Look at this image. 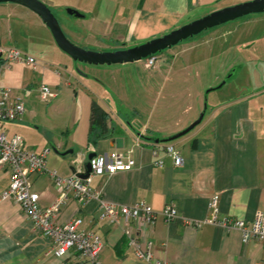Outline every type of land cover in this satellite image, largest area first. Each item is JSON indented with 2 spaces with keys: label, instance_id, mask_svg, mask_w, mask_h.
I'll use <instances>...</instances> for the list:
<instances>
[{
  "label": "crops",
  "instance_id": "obj_1",
  "mask_svg": "<svg viewBox=\"0 0 264 264\" xmlns=\"http://www.w3.org/2000/svg\"><path fill=\"white\" fill-rule=\"evenodd\" d=\"M215 1L103 0L101 5L94 6L92 0L83 4L44 0L50 7L73 8L81 12L84 15L81 22L64 20L67 36L86 47L99 49L103 46L101 51L118 50L121 48L119 43L125 45L121 49L131 47V44L160 36L176 28L199 5ZM14 4L0 5L2 20L4 10L20 14L15 22L6 18L7 27L21 35L26 19L43 36L42 43L36 45L33 42L35 52L43 54L44 45L54 51L60 49L56 48L49 29L36 13ZM204 46L207 53L212 52L211 40ZM0 47L24 52L17 46ZM186 48L185 52L188 51ZM174 52L166 62L165 75L157 84L154 95V102L164 100L159 109L122 105L124 96L114 87L110 90L109 100L101 92L103 82L92 80L94 84L83 87L88 94L83 98L87 107L82 109L79 119L73 121L69 130L60 132V136L54 133L48 141L43 134L47 129L44 125L31 130L27 122L35 119L26 107L19 120L5 125L6 132L20 135L25 146L34 151L45 147L53 149V146L60 152L72 149L73 154L65 156L53 150L48 154L47 169L57 171L60 176H69L76 168L83 171L91 151L107 158L112 151L132 150L135 165L131 169L118 170L111 175H91L90 186L117 206H131L143 201L151 207L156 218L151 226L143 229V236L153 244L154 260L167 264H264V240L252 239L243 243L237 229L224 230L208 223L195 228L184 223L187 219L206 218L209 215L208 200L216 193L221 216L250 222L257 211L264 212V94L215 96L202 122L185 136L170 142L183 158V163L176 166L163 151V144L154 143L152 138L171 136L196 120L204 106L202 88L205 85L203 80L192 85L188 73L193 65L191 59H183L179 51ZM56 56L61 54L56 53ZM157 61L150 68L142 62L144 69L152 72L148 76L150 83L160 74L161 66ZM170 80L174 83L166 88ZM92 100H96L109 116L108 131L95 144L88 141ZM154 145L159 147L155 154ZM158 159L162 160V166L154 164ZM8 182L9 174L1 168L0 194ZM31 191L40 194V204L44 207L60 193L48 173L33 176ZM166 205L176 208L175 220L164 218L162 212ZM100 213L97 200L81 205L70 198L61 207L57 220L66 222L79 217L83 229L100 235L103 242L100 264H147L133 256L127 242L126 231L137 233L135 221L119 217L111 223L101 218ZM50 247L51 240L33 228L31 220L16 202L0 200V264H80L78 255L72 251L64 258L47 256Z\"/></svg>",
  "mask_w": 264,
  "mask_h": 264
},
{
  "label": "rangeland",
  "instance_id": "obj_2",
  "mask_svg": "<svg viewBox=\"0 0 264 264\" xmlns=\"http://www.w3.org/2000/svg\"><path fill=\"white\" fill-rule=\"evenodd\" d=\"M41 1L44 2V0ZM60 1L63 0H59V3H62ZM68 1L83 4L91 0ZM92 1L94 6H99L103 0ZM243 1L247 0H216L209 5H199L177 27L214 10ZM4 4L15 5L9 2L0 3L2 6ZM46 5L48 6V4ZM48 7L57 18L66 36L64 20L81 22V18L68 15L66 8ZM12 12L14 13L6 10L1 12L3 20L0 19V45L6 47L17 46L27 55H33L35 68L26 64L12 63L8 70L0 73V81L3 85L12 88L18 95L28 92L27 99L24 98V104L26 110L34 115L35 121L27 122V124L31 130L41 125L46 126L47 129L45 128L43 134L48 141L55 134L60 136L61 131L69 130L73 121L79 119L82 109L87 107V102L83 100L86 94L83 87L94 84L93 81L95 80L103 82L101 92L109 100L111 98L110 93H112L110 90L114 87L113 89L124 96L122 105H139L145 109H159L164 104V100L154 102V95L158 89L157 84L165 75L166 62L174 55V51H179V55H183V59L187 57L191 59L193 65L189 68L188 73L191 75L192 85L195 86V83L199 84L202 83V80L204 81L205 86L202 88V93L204 102L207 105V111L211 108L215 96H233L237 95V93L256 96L264 94V12L249 14L209 28L156 53L157 64L161 66V70L159 71L160 74L154 77L151 83L148 82V76L152 72L149 69H144L142 65L144 59L112 65H88L78 61L75 62L61 49L54 51L46 45L43 48L44 53L38 54L35 52L33 42L36 45L42 43L44 41L42 40L43 36L26 19H24V32L21 35L7 27L6 18L11 22H15L17 17H20L17 11L13 10ZM67 38L75 45L87 50L101 51L103 47L101 45L99 49L93 46L86 47L84 44L73 40L69 35ZM210 40L212 52L207 53L204 43ZM143 42H140V44ZM104 43L112 44L113 42L105 41ZM123 46L121 43L118 44V47L122 48ZM110 47L114 48L116 46ZM185 48L188 51L185 52ZM56 53L61 54V56L57 57ZM78 73L87 75L89 78L83 77ZM205 80H208V82ZM223 81L225 82L220 88H214ZM173 83L174 81L170 80L166 88H169L168 86ZM42 84L57 92V97L50 104L43 103L39 98L38 88ZM210 88H214V91L206 93V90ZM90 90L94 91L93 89Z\"/></svg>",
  "mask_w": 264,
  "mask_h": 264
},
{
  "label": "built area",
  "instance_id": "obj_3",
  "mask_svg": "<svg viewBox=\"0 0 264 264\" xmlns=\"http://www.w3.org/2000/svg\"><path fill=\"white\" fill-rule=\"evenodd\" d=\"M156 61V55L144 59L145 67H153ZM12 63L26 64L35 68V59L32 56L16 48L0 47V73L8 70ZM38 94L45 104H50L57 96V92L52 91L45 84L40 85ZM27 95L28 92L18 95L12 88L3 85L0 81V169L5 168L9 174L8 185L1 192L0 200L16 202L31 220L33 228L51 240L47 256L64 258L72 251L78 255L80 264H100V252L103 247L100 235L92 230L83 229L82 219L79 217L66 222L57 220L61 207L73 198L81 205L90 200H97L101 208L100 217L111 223L116 222L119 217L124 218L125 221H135L137 233L125 232L133 256L147 264H167L164 261L153 259V244L151 240L143 236V229L151 226L156 218L151 207L143 201L131 206H117L105 200L100 191L93 190L90 186L91 175H111L118 170L131 169L135 165L132 150L112 151L107 158L98 156L92 159V170L86 179L77 176L80 171L78 168L69 176H60L57 171L48 170L47 157L51 151L49 147L39 151L28 149L20 135H9L5 129L7 123L19 120L25 112L24 98ZM154 146L153 154L159 148L157 145ZM162 149L172 158L176 166L183 163L180 151L173 143L163 144ZM154 164L162 166L163 162L158 159ZM44 173L49 174L60 192L58 197L46 207L40 204V194L31 191L33 176ZM207 206L209 215L206 218L187 219L184 221L185 225L198 228L208 223L224 230L237 229L240 231L243 243L252 239L264 240V212L257 211L250 222L221 216L217 193L210 197ZM162 213L167 221L177 218L174 205H166Z\"/></svg>",
  "mask_w": 264,
  "mask_h": 264
},
{
  "label": "water",
  "instance_id": "obj_4",
  "mask_svg": "<svg viewBox=\"0 0 264 264\" xmlns=\"http://www.w3.org/2000/svg\"><path fill=\"white\" fill-rule=\"evenodd\" d=\"M8 2L20 4L36 13L49 29L56 45L68 56H70L73 61L82 62L88 65H112L140 61L155 55L158 52L168 49L173 45H176L179 42L195 36L209 28L249 14L264 12V0H247L214 10L198 19L169 31L168 33L151 38L141 44L113 51H94L84 49L72 43L66 37L51 9L41 0H0V3ZM66 12L68 15L75 18H82L84 16L81 12L73 8H66ZM78 74L89 78V76L82 73ZM224 82L225 81L221 82L217 87L214 88H220ZM214 88L206 90V93L209 91H214ZM206 111L207 105L204 102L202 111L200 112L197 119L191 124L171 136L165 138H152L153 142L156 144H165L176 141L179 138L185 136L202 122ZM51 150L62 156L73 154L74 152L72 149L60 152L54 146L53 149L51 148ZM96 157H98V155L94 151H91L87 154V159L83 166L84 170L77 173L78 177L82 179L89 177L92 170L91 161Z\"/></svg>",
  "mask_w": 264,
  "mask_h": 264
},
{
  "label": "trees",
  "instance_id": "obj_5",
  "mask_svg": "<svg viewBox=\"0 0 264 264\" xmlns=\"http://www.w3.org/2000/svg\"><path fill=\"white\" fill-rule=\"evenodd\" d=\"M108 113L96 101L90 104V126L88 131V141L95 144L96 140L106 135L108 131Z\"/></svg>",
  "mask_w": 264,
  "mask_h": 264
},
{
  "label": "flooded vegetation",
  "instance_id": "obj_6",
  "mask_svg": "<svg viewBox=\"0 0 264 264\" xmlns=\"http://www.w3.org/2000/svg\"><path fill=\"white\" fill-rule=\"evenodd\" d=\"M136 45V44H135ZM128 48V47H127ZM121 49V48H120ZM123 49H125V48H123Z\"/></svg>",
  "mask_w": 264,
  "mask_h": 264
}]
</instances>
